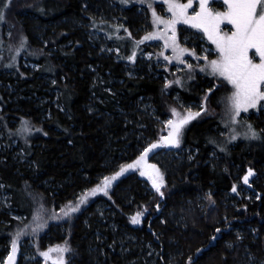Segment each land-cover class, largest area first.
I'll list each match as a JSON object with an SVG mask.
<instances>
[{"label":"trees","instance_id":"16d2710c","mask_svg":"<svg viewBox=\"0 0 264 264\" xmlns=\"http://www.w3.org/2000/svg\"><path fill=\"white\" fill-rule=\"evenodd\" d=\"M3 2L6 0H0V7ZM93 10L103 14L104 2L11 0L0 21V128L5 141L4 152L0 151V183L26 221L41 204L48 211L60 209L96 186L102 176L112 175L136 159L137 146L142 147L135 132L138 121L140 131L153 141L167 134L168 126L141 116L137 106L142 98H151L161 120L173 117L172 108L183 112L172 95L166 94L168 89L179 90L144 74L129 78L122 63L93 49L76 25L89 22ZM127 11L133 13L132 8ZM131 16L128 20L133 22ZM130 21L125 22L130 26L128 32L133 27ZM116 41L122 58L127 59L131 41L124 45ZM142 45L137 47L141 50ZM25 59L41 67L36 72L26 69ZM46 76L53 81L46 82ZM112 80L116 81L111 87ZM196 81L188 84V92L181 91L186 100L198 101L204 93V82ZM109 87L112 90H106ZM227 92L231 87L222 82L208 95L211 115L184 126L180 145L199 150L198 156L167 172L163 196L147 191L135 175H129L105 199L114 215L111 224L98 221L94 203L78 217L70 239L76 255L71 264H129L135 259L132 264H144L141 254H125L117 248L115 244L124 234H131L136 244L153 245L159 252L158 264L169 260L190 264L189 258L191 264H236L246 245L255 255H264V120H250L260 131L259 140L234 143L229 135L221 138L217 132L220 101ZM45 97L51 102L44 103ZM11 149L24 155L25 162L16 160ZM212 149L222 151L218 166L207 163ZM249 168L261 178L254 185L260 198L253 203L239 201L238 210L224 205L222 199L233 191L235 176L243 178ZM198 195L204 198L203 210L195 204ZM138 211L143 212L139 229L131 219ZM170 211L180 213L185 226L176 227L168 217ZM19 226L26 230L25 223ZM245 228L255 229L257 238L247 236L239 241L235 232ZM48 231L52 243L67 239ZM14 236V220L0 213V259ZM230 244H235L233 250Z\"/></svg>","mask_w":264,"mask_h":264},{"label":"rangeland","instance_id":"374dc122","mask_svg":"<svg viewBox=\"0 0 264 264\" xmlns=\"http://www.w3.org/2000/svg\"><path fill=\"white\" fill-rule=\"evenodd\" d=\"M101 1L104 2V6L106 8V10H103V14H101L97 10H93V15L90 18L89 22H80L76 24L78 28L83 30V32L86 34V39L89 41L93 49H95L101 55L111 56L118 63H122L124 72L129 78L144 74L156 79H161L165 85H170L173 88L179 90L180 92L168 89V92L166 94L172 95L173 100H175V103H177L178 108H182L183 112L180 111L182 114H185L184 109L190 108L193 112L200 113L193 119H201L203 117L211 115L208 111L210 107L208 103V95H210L211 92L209 93L208 89L212 88V92L216 91L220 88L222 82H225L226 84L227 82L224 81L223 78H217L210 75L209 71H202V66L207 64V61L203 57L207 55L208 59L211 60L215 59L218 55L215 45L207 39L202 31L193 28L191 25L184 24L183 22L177 24V40L179 44L183 47L193 49L196 55H192V52H186L181 59H176L172 48H166L164 46V40L160 38L159 35H154L151 39H143V37L147 33H154L157 31V29L164 28V25L162 24H153L152 9L154 8L158 15L169 17L171 13L168 12V6L166 3L160 2L158 0H128L127 3H123L122 0H100V2ZM146 1H148L152 5L151 8L147 6L148 2ZM213 7L224 10L220 4H215L213 5ZM131 8L133 9V13L127 11L129 9L131 10ZM193 8L197 11L199 10L198 0H193ZM188 11L189 14L192 13V9H189ZM129 13L133 15V17L131 16L133 22L128 20L130 16ZM127 21H130L132 23L133 27L131 29V32H128L130 26L128 24H125V22ZM221 28L224 31H231L232 26L229 25L227 21H225L224 23H222ZM36 30L38 31V27ZM128 33H131V35L129 36ZM170 34L171 33L169 32V35ZM5 35V37L7 38L9 36V33H6ZM39 37L41 38L42 35L37 34V38ZM115 39L118 40L121 45H124L126 40L131 41V54L129 53V55L131 56L133 52H135L134 59L129 60V55L127 59L122 58L121 50L120 48H118V42ZM139 43H143L141 50L137 47ZM254 51V49L250 50L249 54L252 55ZM165 57L173 58L171 60H166ZM197 57H199V59H197ZM255 58L258 59V57ZM23 63L26 69L31 68L35 72L41 67L39 64L30 62L27 59H25ZM188 64H192L193 67L189 69ZM198 79L204 82V93L198 101L186 100L181 91L185 90L188 92V84H191L196 80V82H198ZM44 80H46V82L53 81L52 77L50 76L44 77ZM177 80H179L180 82L176 83ZM114 81L112 80L110 82L111 87L113 86L112 84L114 83ZM168 81H173V83L169 84ZM96 82L98 84L101 82V85L103 84L102 79L98 77L96 78ZM51 85H53V83ZM229 86L231 87V85ZM111 87L106 88V90H112ZM229 93L230 92H227L222 95L221 101L219 99L220 104H222V107L220 108L222 111L220 118L221 127L217 130L219 136L222 138L229 135L228 137L230 138V141L234 143H237L239 141L245 143L248 139L259 140L261 137L260 131H258V138H251L250 135H245V133L248 132V129L245 126V121L250 122L251 119L253 121L257 119L264 120V109L258 107L256 109H249L248 112L242 111L240 115L235 118V122H233L225 114L226 107L224 98ZM205 96H207V100H205ZM94 98V100L97 99L96 96H94ZM45 99L46 100L43 101L44 103L51 102L49 97H45ZM53 104H55V101L53 102ZM91 106L94 107V103H92ZM137 108L141 116H145V118L149 120L159 121L165 126H167L165 121L174 118L168 117L166 120H161V117H158L157 110L153 106L150 97L142 98L139 101ZM201 108H204L205 110L201 111ZM124 114L130 115L129 112H124ZM139 124L140 121L135 124L137 126L135 132L137 133L136 138L138 141H140V144L142 146L141 148L140 146H137L140 155L143 148L146 147L148 143L153 142V140L151 136H148L140 131L141 126ZM143 129H145V127H143ZM168 132L166 135H163V137L167 136ZM234 135L236 138L232 139L231 137ZM4 150V135L1 133L0 128V151L4 152ZM198 151L199 150L194 149L190 146L183 147L181 145H169L161 142L156 149L148 154V162L150 164L157 165L163 175L164 183L161 187L162 192L167 186V172H173L177 170L179 166H185L194 162L196 160V157L198 156ZM11 152H13V157L16 160L21 158L22 162H25L24 155L19 152H15L12 149ZM220 152L222 151L218 149H212L211 153L207 156V163L218 166L223 159ZM140 171V169L135 168L127 170L125 173L112 181L111 186L108 188L107 194H105L104 192H97L95 195H87L86 190L82 191L75 197V199L71 201L72 206H75L78 203L77 198L82 195L87 196L86 202L80 204L78 210L75 212H71L68 216H64L60 211L61 208H64L66 205H68V203L60 207V209L52 208L50 211H48L44 208L46 212L42 214L41 220H34L35 214H33V217L26 221V217L24 215L18 214L17 209L13 207L11 203V197L9 193L0 183V213L8 215L12 220H14V231L16 233L18 231H22V233L24 234L26 230L28 231L25 237H22V234L17 239V251L15 253L14 264H54V260L58 259L60 256L59 253L53 251L50 253L49 258L41 256L40 253L43 251H47L50 247L54 248L56 245L64 246L65 244H67L70 249L68 252L63 253L65 264H71L72 259L74 260L76 257L70 242L71 233L74 230L73 227L76 220L82 213H84L88 209V207L92 203H94L92 204V209L95 210V213L98 216V221H101L104 224H111L113 222L112 220L114 218V215L108 211L109 205L107 204V201H105V199H110V194L116 191L118 182H121L129 175H135V179L137 181L138 179L140 180L139 182L141 186H143L147 191L154 192L159 195V193L156 192L155 188L152 187L151 180L147 176H141ZM103 177L104 176L100 178V182L98 184L102 183ZM235 177L236 191H231L225 194L222 202L224 205L226 204L227 206H232L238 210L237 205L239 201L245 200L246 202L253 203L258 198H260L259 194L254 189V185L255 182H261V178L260 176H258V174L253 172V174L249 177L248 183L245 184L243 178L239 177V175H236ZM262 182L264 185V180H262ZM99 198H101L102 200H99ZM204 202V198L202 196L199 197L198 195L195 204L199 210H203ZM168 217L171 222H175L174 225L176 227L185 226L183 216L177 211H170ZM142 222V218H140L139 223H132V225L139 229L141 228ZM23 223H25L26 225V230L25 228L19 226V224ZM40 223L45 224V226L38 228L37 225ZM114 230L117 231V228H115ZM47 231H55L56 234H59V236H67V239L65 241H57L55 243H52L51 241H49L48 234L46 233ZM235 235L240 239L239 241H241L243 239L245 240L247 236H255L257 238V231L252 228H245L235 232ZM14 238H16V236L8 241L6 250L0 259V264H7L8 253L12 251V240ZM42 239H45L46 242ZM114 240L116 241V239ZM135 241V238L131 234H124V236L118 239V242L115 245L117 246V248H119V250H121V252L125 254H132L134 252L138 255V257L141 254L143 256L144 264H158L157 258L159 256V252L155 249V247L150 243H146L143 245V243L139 242V244H136ZM40 242L46 244V246L43 247ZM103 242L104 241H101L100 244H103ZM230 247L233 250L235 244H230ZM241 249L242 250L240 252L239 261H237L238 263L236 264H264V255H262L261 257H259L260 255H255L251 252L249 246L247 245L243 246ZM163 259H166L165 254H163ZM136 260L138 259H135L134 261ZM134 261L129 262V264H132ZM167 262V264L173 263L171 260Z\"/></svg>","mask_w":264,"mask_h":264},{"label":"snow or ice","instance_id":"6c2138e0","mask_svg":"<svg viewBox=\"0 0 264 264\" xmlns=\"http://www.w3.org/2000/svg\"><path fill=\"white\" fill-rule=\"evenodd\" d=\"M122 2L127 3L128 0H122ZM162 2L167 4V10L171 15L169 17L158 15L153 8V24H162L164 28L157 29L154 33H147L143 39L147 40L154 35H159L164 40V46L172 48L175 58L181 59L186 52H192V55H196V53L193 49L179 44L177 40V24L183 22L201 30L207 39L215 45L218 52L215 59L209 60L207 55L203 57L207 64L202 66V71H209L210 75L223 78L227 84L231 85V92L224 98L225 114L231 121L235 122V118L242 111L248 112L249 109L258 107L264 109V103H262L264 102V0H198V11L193 8V0H187V3H181L180 0H162ZM10 3L11 0H6V2H3V7H0V21L4 20V9ZM215 4H220L224 10L214 8L213 5ZM149 7L151 8L152 5L149 4ZM189 9H192L191 14H189ZM225 21L232 26L231 31H224L221 28L222 23ZM169 32L171 33L170 35ZM128 35L130 36L131 33H128ZM253 49L255 51L250 55V50ZM134 57L135 52L128 59L132 60ZM255 57H258V59ZM172 58L165 57L166 60H171ZM192 67V64H188L189 69ZM179 82V80L176 81V83ZM168 83L171 84L173 81H168ZM212 90V88H209L208 92L210 93ZM205 100H207V96H205ZM204 110V108H201V111ZM171 112L174 118L165 121L169 128L168 135L162 137L161 140L166 144L179 146L184 126L200 113L193 112L190 108L184 109L185 114H182L177 108H172ZM245 126L248 129L245 135H250L251 138L259 137V132L250 122L245 121ZM29 131L31 130L29 129ZM231 138L235 139L236 137L234 135ZM161 140L148 143L136 160L122 165L111 176H104L101 184L86 190L87 195H95L97 192L107 194L113 180L127 170L135 168L140 169V175L147 176L151 180L152 187L155 188L160 196H163L164 193L161 191L164 183L163 175L157 165L150 164L147 159L148 154L160 145ZM252 174L253 170L249 168L248 173L243 177L245 184L248 183ZM232 190L236 191L235 186ZM77 199L78 203L75 206H72V202L69 201L68 205L61 208L60 211L64 216L77 211L80 204L86 202L87 196L82 195ZM157 208H159V204H157ZM45 212L46 210L41 204L36 210L34 220H41L42 214ZM142 216L143 212L138 211L132 216V223H139ZM44 226L45 224L43 223L37 225L38 228ZM216 231L219 232L220 229H216ZM22 234V231H18L16 238L12 240V251L8 253L7 264H14L17 239ZM69 250L67 244L64 246L56 245L54 248L50 247L47 251L41 252L40 255L49 258L50 253L55 251L60 256L54 260V264H65L63 253ZM189 260L191 264V258Z\"/></svg>","mask_w":264,"mask_h":264},{"label":"crops","instance_id":"0c3cea01","mask_svg":"<svg viewBox=\"0 0 264 264\" xmlns=\"http://www.w3.org/2000/svg\"><path fill=\"white\" fill-rule=\"evenodd\" d=\"M158 1L162 2V0H158ZM146 2H148V1H146ZM180 2H181V3H185V2L187 3V0H180ZM149 4H150V3L148 2V5H147L148 7H149Z\"/></svg>","mask_w":264,"mask_h":264}]
</instances>
